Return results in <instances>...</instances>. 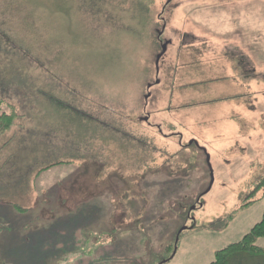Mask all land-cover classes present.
<instances>
[{"label": "rangeland", "instance_id": "obj_1", "mask_svg": "<svg viewBox=\"0 0 264 264\" xmlns=\"http://www.w3.org/2000/svg\"><path fill=\"white\" fill-rule=\"evenodd\" d=\"M0 101V264H210L261 220L264 0H0Z\"/></svg>", "mask_w": 264, "mask_h": 264}, {"label": "trees", "instance_id": "obj_2", "mask_svg": "<svg viewBox=\"0 0 264 264\" xmlns=\"http://www.w3.org/2000/svg\"><path fill=\"white\" fill-rule=\"evenodd\" d=\"M2 106L0 101V135L10 130L16 117L12 112H3ZM51 166L53 165L46 166L43 170ZM259 238H264V206L261 220L239 242L216 252L210 264H264V249L255 246Z\"/></svg>", "mask_w": 264, "mask_h": 264}, {"label": "crops", "instance_id": "obj_3", "mask_svg": "<svg viewBox=\"0 0 264 264\" xmlns=\"http://www.w3.org/2000/svg\"><path fill=\"white\" fill-rule=\"evenodd\" d=\"M69 234L67 233L65 236L67 237ZM42 237V236H41ZM37 240V239H36ZM34 241V240H33ZM44 241L45 240H41V239H38V242H37V247H40V246H44L45 244H44ZM53 242H58L57 240H54ZM67 242H68V240H67ZM59 243H60V241H59ZM21 245L24 247V248H26V250H28L29 249V247H30V245L31 246H36V245H34V244H32V241L29 239V237H25L24 239H22V241H21Z\"/></svg>", "mask_w": 264, "mask_h": 264}, {"label": "water", "instance_id": "obj_4", "mask_svg": "<svg viewBox=\"0 0 264 264\" xmlns=\"http://www.w3.org/2000/svg\"><path fill=\"white\" fill-rule=\"evenodd\" d=\"M165 47H166L165 45L162 46V53H164V51H165ZM159 58H160V56H158V59H159Z\"/></svg>", "mask_w": 264, "mask_h": 264}]
</instances>
